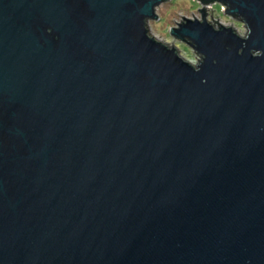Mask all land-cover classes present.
<instances>
[{"label": "water", "instance_id": "water-1", "mask_svg": "<svg viewBox=\"0 0 264 264\" xmlns=\"http://www.w3.org/2000/svg\"><path fill=\"white\" fill-rule=\"evenodd\" d=\"M165 1L0 0V264H264V0Z\"/></svg>", "mask_w": 264, "mask_h": 264}, {"label": "rangeland", "instance_id": "rangeland-1", "mask_svg": "<svg viewBox=\"0 0 264 264\" xmlns=\"http://www.w3.org/2000/svg\"><path fill=\"white\" fill-rule=\"evenodd\" d=\"M213 8L214 21L220 20L219 22L223 23V25L226 27L232 26V28H234L240 36H246L247 28L241 20L235 19L234 17L225 14L221 10L220 4L214 5ZM199 9H202V4L197 0L167 1L161 4L157 9L159 20H152L147 25L151 36L162 41L169 47L174 46L179 50L178 53L180 56H182V58L194 65H197V63L200 61V55L191 49L187 42L180 41L173 37L170 34V31L171 28H175L177 26V23H180L184 20L183 17L202 20V13L199 11ZM206 13L212 15L210 11H206ZM210 15L206 16V21L214 25L215 22L212 20Z\"/></svg>", "mask_w": 264, "mask_h": 264}, {"label": "built area", "instance_id": "built-area-1", "mask_svg": "<svg viewBox=\"0 0 264 264\" xmlns=\"http://www.w3.org/2000/svg\"><path fill=\"white\" fill-rule=\"evenodd\" d=\"M200 3H201V2H200ZM201 4H202V9H203V8H211V9H214L213 6H214V5H217L218 3L213 2V3H208V4H203V3H201ZM225 9H226V7L223 6V5H221V10H222L224 13H225V11H224ZM216 21L219 22L220 20H216ZM219 24L223 25V23H221V22H219ZM221 25H218L217 23H215V26H214V25H213V26H214L215 28H218V27H220ZM224 26H225V25H224Z\"/></svg>", "mask_w": 264, "mask_h": 264}, {"label": "trees", "instance_id": "trees-1", "mask_svg": "<svg viewBox=\"0 0 264 264\" xmlns=\"http://www.w3.org/2000/svg\"><path fill=\"white\" fill-rule=\"evenodd\" d=\"M167 1H170V0H166L165 2H167ZM198 2H202V3H206V4H208V3H212V1H205V0H197ZM214 2V1H213ZM205 13H206V10H203Z\"/></svg>", "mask_w": 264, "mask_h": 264}]
</instances>
